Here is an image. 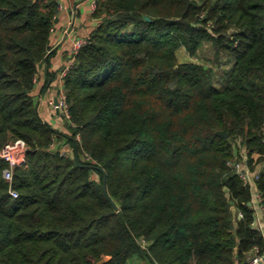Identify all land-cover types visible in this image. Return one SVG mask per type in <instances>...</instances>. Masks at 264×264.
I'll return each mask as SVG.
<instances>
[{"label":"trees","instance_id":"1","mask_svg":"<svg viewBox=\"0 0 264 264\" xmlns=\"http://www.w3.org/2000/svg\"><path fill=\"white\" fill-rule=\"evenodd\" d=\"M57 15L56 0H0V148L27 146L16 198L0 159V264H244L264 250L250 188L228 165L243 151L262 166L264 213V0H95L63 79L62 131L33 95ZM205 42L230 69L179 62L180 47L198 57ZM57 76L48 69L43 90Z\"/></svg>","mask_w":264,"mask_h":264},{"label":"crops","instance_id":"2","mask_svg":"<svg viewBox=\"0 0 264 264\" xmlns=\"http://www.w3.org/2000/svg\"><path fill=\"white\" fill-rule=\"evenodd\" d=\"M92 1L93 0H65V8L62 11L58 12L57 20L55 23V29L53 32L54 41H53L51 49L54 51V53L50 57L48 63L39 69V72L36 76L37 79L35 82V88L33 91V95H34V100L37 103L38 109L42 117L46 121H48L56 129L61 130V131L64 129V124L66 121L58 114V112L52 109L47 102L49 98L55 97V93H56L55 87H52V88L48 87L43 90V86L46 81V75H47L48 69L50 71L58 73V71L61 69V67L66 63V61L70 57V46H71L72 40L77 36H86V34L88 33L90 26L92 25V21H93L92 20V12H93ZM208 43L210 42H205L204 44H208ZM202 46L199 48V50L202 48ZM180 49H183L185 51L183 47H180L177 50V53ZM199 50H198V53H199ZM222 56L224 57L223 59H222ZM191 58H197V57H191ZM181 63L203 64V63H199L196 61H190V60L184 61ZM232 65H233V60L228 58L226 55H223V54L220 55V65L219 66L222 69V72L220 73V75L227 69H230ZM205 66H211V65L206 64ZM54 85L55 83H53V86ZM60 148L63 150L65 154L72 153V148H70V146L65 142L61 143ZM260 167L261 165L258 167V169ZM251 205H252V208L255 210V218H256V225H257L256 227H259L262 233H264L263 209L260 208L259 204L254 200L251 203Z\"/></svg>","mask_w":264,"mask_h":264},{"label":"built area","instance_id":"3","mask_svg":"<svg viewBox=\"0 0 264 264\" xmlns=\"http://www.w3.org/2000/svg\"><path fill=\"white\" fill-rule=\"evenodd\" d=\"M57 1V9L58 12L62 11L65 8V0H56ZM92 7H95V0L92 1ZM88 43V39L86 36H77L72 40L70 46V57L66 61V63L61 67L58 71V88L55 93L54 98L48 99V104L52 109L58 114L66 118L70 119L68 104L66 101V95L62 87L63 79L65 75L68 73L70 69H72L76 64V55L78 51L84 47ZM56 98L57 102L55 103L54 99ZM55 144H51V148L54 147ZM26 151L27 146L25 143L19 139H14L12 141L7 142L0 148V159L7 162V166L2 170V178L7 183V192L12 198H16L18 196L17 191L13 188V177H14V168L15 167H24L27 164L26 159ZM87 158V156H86ZM88 159V158H87ZM246 155L242 151V160L240 162L229 161L228 165L231 166L237 173L238 177L243 181L245 185H248L251 191L252 200L251 202L256 201L260 208L263 209V204L261 201V196L256 187V181L259 179L260 171L262 166L257 170H250L246 165ZM239 217H242L241 213H238ZM252 225L256 227V218L254 219ZM258 228L260 231L261 229ZM262 232V231H261ZM264 237V233H262ZM145 244V241L143 240ZM244 264H264V250H261L259 247H254L251 253L248 255Z\"/></svg>","mask_w":264,"mask_h":264},{"label":"rangeland","instance_id":"4","mask_svg":"<svg viewBox=\"0 0 264 264\" xmlns=\"http://www.w3.org/2000/svg\"><path fill=\"white\" fill-rule=\"evenodd\" d=\"M178 55V60L179 62H184V61H196L199 63H203V64H208L214 66V69L216 71V76H219L220 73L222 72L221 67L217 64H214V62H212V60L214 59V49L212 47V45L210 43L208 44H204L202 46V48L199 50L198 53V57L197 58H191L183 49H180L177 53ZM224 57L222 56V59ZM217 84V83H216ZM132 264H149L147 261L145 260H139L136 261Z\"/></svg>","mask_w":264,"mask_h":264},{"label":"water","instance_id":"5","mask_svg":"<svg viewBox=\"0 0 264 264\" xmlns=\"http://www.w3.org/2000/svg\"><path fill=\"white\" fill-rule=\"evenodd\" d=\"M55 103L57 102L56 98L54 99ZM58 112V111H57ZM219 135H222L223 137H228L229 136V133H225L224 131H221V132H217ZM103 191L104 193L106 194L107 196V192H106V186H105V182L103 183ZM108 197V196H107ZM109 198V197H108ZM108 259V257H107ZM105 259H102L98 264L102 263Z\"/></svg>","mask_w":264,"mask_h":264}]
</instances>
